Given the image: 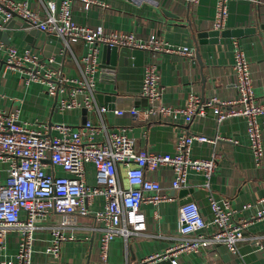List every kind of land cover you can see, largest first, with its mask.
Returning a JSON list of instances; mask_svg holds the SVG:
<instances>
[{
  "label": "crops",
  "instance_id": "crops-1",
  "mask_svg": "<svg viewBox=\"0 0 264 264\" xmlns=\"http://www.w3.org/2000/svg\"><path fill=\"white\" fill-rule=\"evenodd\" d=\"M27 2L41 12L39 0H14ZM43 2L51 0H42ZM56 4L60 0H52ZM84 10L81 3H75L72 19L88 27L101 26L105 32L123 31L133 33L140 40L150 35L162 39L169 45L187 46L193 50V58L172 54H158L155 62L162 90L161 104L172 108H183L189 95L200 99L217 98L233 101L236 98V78L232 69L234 63V45L236 42L243 52L252 79L253 92L257 103H264V0H229L224 27L218 34L214 32L212 22L216 0H198L191 6L188 0H95ZM224 32L222 35L221 33ZM206 33L196 39V34ZM0 42L11 45L18 51L29 49L40 59L52 58V66L67 77H77L78 69L71 61L72 55L83 56L88 47L81 41L70 42L62 53L63 44L57 37L25 27L24 22L13 18L11 25L4 22L0 13ZM131 54L127 60L122 58L115 71L114 85L99 75L96 82V102L106 106L102 119L109 130L126 127L135 140V148L146 149L152 153L173 154L177 140L182 135H200L215 140L214 143L194 141L190 147V156L194 159H208L217 156V166L210 179L209 189L204 185L202 175L190 171L187 186L181 189L170 188L173 173L169 168L147 172L146 177L157 181L160 192L171 196L169 202L157 205L144 203L141 210L145 215L146 229L131 234L127 240L114 238L109 245L108 257L104 262L99 255V224L91 217L79 221L78 228L63 231L73 239L62 243L57 258L45 252L52 240L49 226L55 217L42 222L43 228L34 233L31 264H138L144 257L163 253L175 245L181 238L178 232V209L183 201L195 202L206 222L211 221L212 211L208 198L217 201L228 199L234 211V219H251L257 211L264 210V153L257 164L249 149L246 122L243 117H229L217 123L209 113L205 117H195L190 124L178 115L176 119L151 117L145 122H135L127 113L115 115L117 108L130 106L145 110L146 100L140 96L144 64L149 53ZM4 50L0 49V110H19V121L37 128V122L47 124H82L84 108L60 111L56 109V99L47 95L46 86L40 83H25L17 71L5 69ZM98 61L105 57L103 46H98ZM115 86V88H114ZM117 94L114 102L105 95ZM103 97L98 98V95ZM82 94L76 98L81 100ZM86 121L99 123L96 112L86 110ZM264 151V115L258 117ZM54 134V132H52ZM96 139H101L97 136ZM8 165L0 163V183L7 175ZM47 173L62 175L59 168L47 164ZM123 185L124 170L119 171ZM86 182L93 185L95 171L92 164L86 165ZM104 199L98 196L90 209H103ZM245 205H248L244 208ZM215 230L207 229L208 233ZM244 241L237 243V254H231L224 245L216 246L217 259L213 260L208 248L198 253L183 254L177 258V264H264V251L249 243L250 237H259L264 245V220L249 224L244 230ZM19 235L9 233L4 249L0 250L2 261H15ZM153 264H171L162 260Z\"/></svg>",
  "mask_w": 264,
  "mask_h": 264
},
{
  "label": "built area",
  "instance_id": "built-area-1",
  "mask_svg": "<svg viewBox=\"0 0 264 264\" xmlns=\"http://www.w3.org/2000/svg\"><path fill=\"white\" fill-rule=\"evenodd\" d=\"M216 0L212 28L220 31L227 17V2ZM191 6L198 0H188ZM40 13L27 2L0 0V13L4 22L18 18L28 29L53 35L63 44L62 53L70 42L81 41L88 51L80 58L72 55L71 61L78 69L77 77H67L52 66V58L40 59L29 49L18 51L11 45L0 42L4 50L5 69L17 71L25 83H40L46 86L47 95L56 99L60 111L84 108L97 113L99 123L86 121L79 126L47 124L37 122V128L19 121V110H0V163L8 165L5 180L0 183V250L5 247L9 233H17L18 249L15 261L0 264H31L34 233L43 228L44 221L54 218L49 226L52 240L45 252L57 258L63 242L73 239L63 231L78 228L79 221L91 217L99 224V255L106 262L110 242L116 237L127 240L131 234L146 229L145 215L141 210L144 203L157 205L172 201V197L160 192L157 181L146 177L147 172L169 168L173 173L170 188L187 186L188 174L193 171L205 179L209 189L210 179L217 166V156L208 159H194L190 156L191 144L214 143L200 135H182L177 140L175 153H152L135 148V140L126 127L109 130L102 119L106 106L96 102V82L102 73L98 61V46L127 48L149 53L144 64L140 96L146 100L145 110L133 106L117 108L115 115L127 113L132 121L147 122L149 118L176 119L183 116L190 124L195 117L211 113L217 123L229 117H243L249 149L258 164L263 157L261 129L258 117L264 115V103H257L253 92L248 62L236 42L232 69L236 78V98L222 101L217 98L200 99L189 95L183 108H172L161 104L162 88L155 62L158 54H172L193 58L194 52L187 46L169 45L155 35L140 40L133 33L123 31L105 32L101 26L88 27L72 19L75 3H81L84 10L98 5L95 0H60L43 2L39 0ZM82 94L81 100L76 98ZM54 132V134H52ZM100 136L101 139H96ZM92 164L95 182H86V165ZM47 164L59 168L62 175L47 173ZM124 170L122 184L119 171ZM104 199L103 209H90L96 197ZM212 219L206 222L198 205L189 201L179 206L178 232L180 240L163 253L144 257L138 264H153L170 260L177 264L183 254L198 253L208 248L213 260L217 259L216 246L224 245L231 254H237V243L244 241V230L253 222L264 220V210L257 211L251 219L236 221L228 199L217 201L208 198ZM264 201V198L261 200ZM248 205H245L246 208ZM215 230L208 233L207 229ZM249 243L264 251L259 237H250ZM236 264H242L237 262Z\"/></svg>",
  "mask_w": 264,
  "mask_h": 264
},
{
  "label": "water",
  "instance_id": "water-1",
  "mask_svg": "<svg viewBox=\"0 0 264 264\" xmlns=\"http://www.w3.org/2000/svg\"><path fill=\"white\" fill-rule=\"evenodd\" d=\"M13 19V18H12ZM12 19L6 22V25L10 26ZM25 27H27V24L24 23ZM36 31V29H34ZM209 36H213L219 33V31H214V32H206ZM206 33H201V34H196V39L200 38V37H204L205 35H207ZM222 35L224 34V32L221 33ZM103 53L105 55V57H107L108 61L106 60V58L104 59V61L102 60V62L100 63V69L102 71L101 76L103 78L108 79V82L112 83L114 85L115 83V71L117 66L120 65V62L122 60V58L127 60V57H129L131 54L136 55V53H143L141 50H129L127 48H117V47H108V46H103ZM115 88V86H114ZM107 97V99H110L111 102H114L117 94L115 93H109V95H105ZM103 97V94L98 95V98ZM83 113V119H82V124H84L86 122V109L82 110ZM191 201L186 200L183 201L180 205Z\"/></svg>",
  "mask_w": 264,
  "mask_h": 264
}]
</instances>
